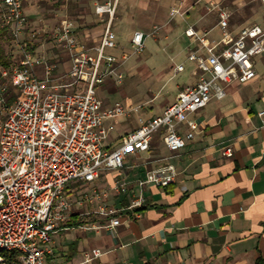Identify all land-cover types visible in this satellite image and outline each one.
Returning <instances> with one entry per match:
<instances>
[{
	"label": "crops",
	"instance_id": "1",
	"mask_svg": "<svg viewBox=\"0 0 264 264\" xmlns=\"http://www.w3.org/2000/svg\"><path fill=\"white\" fill-rule=\"evenodd\" d=\"M106 1L23 0L29 27L39 33L34 51L46 56L54 65V74L67 72L71 61L69 55L50 40L49 33L61 19L68 18L75 25L80 44L87 48L97 46L107 17L98 16L95 5ZM204 1L201 5L185 6L183 2L172 5L169 13L181 4L183 16L172 20L180 24L166 27L160 32L159 39L152 36L163 50H167L172 61L181 60L183 53L189 61V52L198 47L194 38L185 35L189 26L199 34L211 30L210 39L220 37L217 15L209 12L208 7L211 3L224 6V0ZM123 4L120 0L112 26L116 30L120 22L118 12ZM232 19L231 14L230 28L234 34L250 24L234 23ZM255 24L264 27V23ZM136 31L143 30H134L126 41L121 37L118 39L114 32L116 47L108 49L107 53L118 59L130 53L127 47ZM134 56L119 68L123 81L124 72H130L135 66L127 65ZM189 62L176 63L172 67L174 74L162 87L185 72H189L191 81L177 84L175 94L157 106L147 104L160 98V90L136 108L131 100L124 107L121 102H113L105 96L118 92L123 81L117 83L109 79L98 86L97 95L104 108L120 103L127 111L117 117H124L125 124L115 121L116 118L105 120L104 126L109 130L106 148H117L125 134L137 129L141 122L161 115L183 88L197 81L199 72L196 65ZM180 65L184 69L177 71ZM255 70L254 79L246 84H228L223 99H213L191 115L190 118L198 123V129L180 151L168 150L163 133L159 132L154 135L148 152L131 153L121 169L108 171L93 183L68 185L66 195L73 207L51 235L46 245L45 263L264 264V53L256 57ZM37 71L42 75L41 68ZM165 76L163 72L158 78ZM140 109L143 116L138 124L132 114ZM152 109L154 111H150ZM186 132L187 127L182 124L179 133L185 136ZM228 148L232 149L230 157L224 154ZM167 165L175 167L176 182L166 187L146 185L142 191L144 208L138 216L131 217L127 208L140 192L138 181L144 180L149 170ZM122 183L127 184V192L115 189ZM95 190L105 191L107 198L85 201ZM103 203L120 210L121 224L115 229L106 228L110 219L97 213ZM94 250H99L101 255L93 258ZM89 257L92 259L87 261Z\"/></svg>",
	"mask_w": 264,
	"mask_h": 264
},
{
	"label": "built area",
	"instance_id": "2",
	"mask_svg": "<svg viewBox=\"0 0 264 264\" xmlns=\"http://www.w3.org/2000/svg\"><path fill=\"white\" fill-rule=\"evenodd\" d=\"M119 3L107 0L95 5V13L106 16L107 23L99 44L92 48L79 43L72 20L58 22L49 38L69 55L71 65L67 72L54 74V65L47 57L33 50L39 33L29 27L23 0H0V26L9 32L19 56L16 65L0 66V109L4 112L0 125V253L20 252V264H46V245L73 207L66 195L68 185L93 183L106 172L121 169L131 153L148 152L159 132L168 150L180 151L198 129L191 115L213 99H223L228 84H246L256 76L255 59L264 53V27L252 23L234 34L231 12L211 3L208 10L217 15L220 37L210 39L211 30L199 34L192 26L185 30L186 36L198 42L188 54L199 72L197 81L183 88L161 115L125 134L117 148H106L109 130L105 120L127 111L120 103L104 108L97 88L109 79L121 83L119 68L132 55L141 54L146 39L160 30L134 32L130 53L121 59L108 54V49L116 47L112 26ZM178 16H183L181 4L169 13L171 20ZM183 69L177 67V71ZM182 124L187 127L185 136L179 133ZM224 154L232 156V149ZM175 182L173 165L149 170L146 178L138 181L140 192L131 199L129 215L136 217L144 208L142 191L146 185L166 187ZM115 189L127 192V184H118ZM95 198L104 201L107 194L95 190L85 201ZM119 212L105 203L97 211L110 219L109 229L121 224ZM100 255L94 250L92 257ZM0 264H8L1 254Z\"/></svg>",
	"mask_w": 264,
	"mask_h": 264
},
{
	"label": "rangeland",
	"instance_id": "3",
	"mask_svg": "<svg viewBox=\"0 0 264 264\" xmlns=\"http://www.w3.org/2000/svg\"><path fill=\"white\" fill-rule=\"evenodd\" d=\"M121 1H123L124 4L118 12V18L120 20L117 28L118 30H116L115 27H113L112 30L116 33L117 38L119 39L121 37L123 41H126L134 30H143L146 33H154L156 27L160 30L157 34H154L153 37L159 39L161 37L160 32L165 30L166 27H176L180 24L177 21H172L168 15L169 8L172 5L180 2H183L185 6H190L196 3H200V5L205 4L204 0ZM223 4L224 7L231 12L233 17L232 21L234 23H259L261 25L264 23L263 0H224ZM254 14L255 16L253 17ZM8 35L10 36L9 33ZM3 48L9 55L15 54V56H18L17 52L13 51L11 48L10 42H3ZM127 49L130 50V47L128 46ZM113 52H115V50H113ZM183 55V58L181 56V60L174 59L172 61L167 50H163V47L157 44L152 37L147 38L143 52L134 56L133 60L127 62V65L132 64L135 66L131 71L129 70L130 72H124V81L121 89L113 94L107 93L105 96L113 102H121L124 107H126L131 100L132 104L136 106V108H139V105L146 103V101L150 100L152 96L156 95L160 90V98L147 104L149 106H157L160 102H163L164 99H168L175 94L177 84H188L191 81L189 72H185L179 74L172 81L168 82L166 86L162 87L166 81H168L169 77L174 74L172 67L176 63L186 61L187 64H190L189 61L185 60V53H183ZM17 59H19V56ZM17 62L16 58H11L8 63V68L16 65ZM163 72L166 73V76L159 79V74ZM141 111L142 109L135 111L132 114L133 119L138 124L143 116ZM150 111L154 110L152 109ZM3 120L4 112L0 109V125ZM115 121L125 124L124 117L116 118Z\"/></svg>",
	"mask_w": 264,
	"mask_h": 264
},
{
	"label": "trees",
	"instance_id": "4",
	"mask_svg": "<svg viewBox=\"0 0 264 264\" xmlns=\"http://www.w3.org/2000/svg\"><path fill=\"white\" fill-rule=\"evenodd\" d=\"M8 31L6 29L1 28L0 26V66L2 67H8V63L9 60L11 58L15 59L16 58V62L18 58V56L15 54H11L9 55L6 50L3 48V42H10L11 48L13 49V51L17 52V49H15L13 42H12V38L8 35ZM37 47V44L33 46V50L34 48ZM14 52V53H15ZM1 255H3L7 261L8 264H20V256L21 253L18 251H11V252H5V253H0Z\"/></svg>",
	"mask_w": 264,
	"mask_h": 264
}]
</instances>
